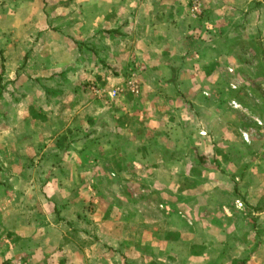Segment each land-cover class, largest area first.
<instances>
[{"label":"crops","instance_id":"1","mask_svg":"<svg viewBox=\"0 0 264 264\" xmlns=\"http://www.w3.org/2000/svg\"><path fill=\"white\" fill-rule=\"evenodd\" d=\"M244 1H225L221 13L259 2L253 11L264 12V0ZM181 2L0 0V264H126V252L132 264L138 251L139 264H264V134L207 126L204 138L184 136L182 149L164 127L173 118L158 115L167 103L160 92L206 95L215 76L212 67L190 65L209 59L208 40L196 35ZM123 78L139 102L124 98L128 116L114 118L102 138L95 124L105 107L83 100V86L106 89ZM197 102L190 100L187 113L214 107ZM91 140L119 147L85 150ZM123 152L131 158L119 168ZM102 187L117 191L108 212ZM133 189L138 198L121 196ZM87 190L95 209L85 216ZM82 221L91 230L86 237L112 252L71 243L73 231L84 232ZM164 227L187 241L178 262L183 245L172 250L162 245L164 233L153 237Z\"/></svg>","mask_w":264,"mask_h":264},{"label":"rangeland","instance_id":"2","mask_svg":"<svg viewBox=\"0 0 264 264\" xmlns=\"http://www.w3.org/2000/svg\"><path fill=\"white\" fill-rule=\"evenodd\" d=\"M223 1L225 2L227 0H182L180 4L182 9L187 11L186 18L189 17L190 21L196 26V35L197 33L198 35L200 33H204L203 37L208 40L205 45V50L206 56H209V59H207L205 62L196 60L195 63L192 61L190 65L193 66V64H196L194 65L195 69L198 65L199 68L204 71L212 67L215 72V76L211 81L212 84L210 85L211 92L206 91V95L199 93L200 96L197 97V93L188 94L184 91V88L182 90L184 91V94L182 92H177V94L160 92L158 95L162 98V101H167L164 106L165 109L158 111V115L164 116L166 118H173V124H168L164 127L165 129H167V132L169 134L170 131L177 133L178 144H180V148L182 149L188 147V142L186 143V141H183L184 136H193L198 133L197 136L199 138H204L205 133L203 131L207 126H210V128H214L215 132H219L224 129L228 130V132H233V134H239L240 136L241 131L243 132L245 130L253 134H262L261 137L264 134V12L262 13L258 11L257 13L256 11H253V9H259V6L263 2L255 3V6H251L249 4L246 8L243 9L241 7H235V5H233L232 7H226L229 10L223 11V13H221L222 9L220 6L226 5V2L224 3ZM231 1L232 3L237 4L239 1L240 3L245 2L244 0ZM194 3H199L201 5V14L195 15L192 12V5ZM214 6H218L216 12H213L214 10L212 8ZM230 8H232V10H230ZM248 8H251L252 11H249ZM188 28L191 29V27ZM198 51L199 53H201L200 49ZM186 56L188 57L189 54H187ZM208 61H210L211 63ZM186 63L188 64L189 62ZM183 64L184 62H182V65ZM129 71L133 73L132 70ZM130 79L132 80V76ZM124 81L126 80H124L123 78L119 83V86L114 85L113 87H107L106 89L97 84L88 83L83 86L86 88L83 91V100H85L86 102L94 103L100 102L102 106L105 107V110H103V112H105V115L99 117L98 120H96L97 122L95 124V126L99 128L101 132L99 134L102 135V138L104 137V135L109 136L111 128L115 125L113 120L114 118L121 119L122 117L125 118L126 116H128L126 113L121 111L124 110L122 106L124 98L128 100L130 99L131 102H129V104H132V106L139 102L138 100L141 94L139 95V93H131V91L129 90L130 80H128V82ZM206 83L207 81L204 77V79H202V83L199 85V88L205 89ZM93 88L103 91L104 94H102L101 96L96 95L92 91ZM117 88L121 90V92L117 96L111 97L107 94ZM189 99L195 102V104L197 101L203 102V100H207V102L214 103V107H212L211 110L207 112L206 109L204 110L202 106L199 107L198 105H196L197 111L194 112L191 108V112H188L191 114V117L188 118V115H186V113L190 105ZM176 100L182 102V105L176 107ZM204 104H206V102ZM128 108L130 109L131 106L129 105ZM154 112H156V110ZM192 113L196 115L195 118ZM158 115H156V117ZM208 116H212V118L207 120ZM216 119H218V121ZM119 123L122 124V120H119ZM87 127L88 130L92 128V126ZM121 127L122 126L119 124L115 126L117 131L123 134L124 128ZM169 127L171 128V130L169 129ZM244 139H246L245 136ZM104 142L105 141H102V143L98 147V143H95L91 140L89 142H86L83 148L85 150L101 148V150L107 151L109 149H116L119 147L118 144L116 146H104L102 145ZM234 147L239 149L238 145H234ZM130 158L131 157H129V155H126L123 152V157L121 160L122 163L119 162L118 167H124L123 165L129 162ZM88 171L89 170L86 169V180H89V176H91V173ZM154 176L155 173L153 172L152 178H154ZM162 177L164 178V176ZM87 191L88 193L90 192V190ZM100 191L102 194L101 209L104 211L107 210L108 212V203L110 202L109 198L114 196L117 191L109 192L108 187H102ZM121 196L125 198H128L130 196L134 198L136 196V198H138V196H140V190L135 191L133 189L130 193L127 190L123 192ZM92 199L93 197L90 192V201H88V203L82 207L83 211L81 214L87 216L93 213V210L95 208L93 206V203L91 202L93 201ZM140 206L141 205L138 204V210L142 211V208L144 206ZM53 207L56 210V207ZM149 213H153V210H149ZM84 223L86 222L82 221L80 224L81 227L78 225L77 227H79V230L84 231L85 233H80L79 231L75 232L73 231V225H68V229L72 230L74 233L73 238L71 237V243L79 245L99 243L103 245L101 240L97 237L95 238V236L93 237L92 235H89V237H86L88 233L91 234V230L86 229L87 227ZM156 229L157 228H154L155 236L153 237L163 239L165 235L162 245H166V247L171 248L172 250L176 249V242L180 245H183L178 246L179 251L178 257L176 259L177 262L178 259L182 260L185 254L187 256V241H183L184 243L180 242V232L171 233V231H168L165 227L158 232ZM78 232L80 233V235H78ZM183 232L188 233L187 230H184ZM158 233H164V235L157 236ZM136 244L139 245V238H137ZM103 246L106 251L104 252V254L112 252L111 249L106 245ZM127 254L128 253L126 252L125 255H123V260L129 259V262H127L126 264H131L129 258L130 255ZM95 255L97 254L95 253ZM132 255L134 258L132 264H139V251L136 253H132ZM135 257L137 258L135 259ZM103 258H108V255L104 256ZM155 259L157 258L155 257ZM103 263L106 264L105 262Z\"/></svg>","mask_w":264,"mask_h":264},{"label":"built area","instance_id":"3","mask_svg":"<svg viewBox=\"0 0 264 264\" xmlns=\"http://www.w3.org/2000/svg\"><path fill=\"white\" fill-rule=\"evenodd\" d=\"M192 12H193L195 15H199V14H201V5H200L199 3H194V4L192 5ZM130 87H131V93L136 94V93H137V92H136V89H135L136 87H135L133 84H131ZM92 91H93L96 95H98V96H101L102 94H104L103 91L98 90V89H96V88H93ZM120 92H121V90L117 88V89L112 90L110 93H107V94L110 95L111 97H115V96H117Z\"/></svg>","mask_w":264,"mask_h":264},{"label":"trees","instance_id":"4","mask_svg":"<svg viewBox=\"0 0 264 264\" xmlns=\"http://www.w3.org/2000/svg\"><path fill=\"white\" fill-rule=\"evenodd\" d=\"M54 211H56V210H54Z\"/></svg>","mask_w":264,"mask_h":264}]
</instances>
